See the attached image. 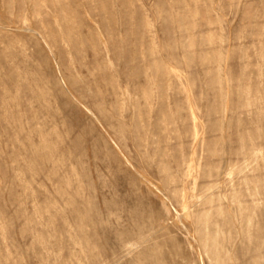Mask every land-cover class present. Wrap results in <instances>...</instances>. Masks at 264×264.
I'll use <instances>...</instances> for the list:
<instances>
[{
    "label": "rangeland",
    "instance_id": "1",
    "mask_svg": "<svg viewBox=\"0 0 264 264\" xmlns=\"http://www.w3.org/2000/svg\"><path fill=\"white\" fill-rule=\"evenodd\" d=\"M0 264H264V0H0Z\"/></svg>",
    "mask_w": 264,
    "mask_h": 264
},
{
    "label": "bare ground",
    "instance_id": "2",
    "mask_svg": "<svg viewBox=\"0 0 264 264\" xmlns=\"http://www.w3.org/2000/svg\"><path fill=\"white\" fill-rule=\"evenodd\" d=\"M257 224V222L256 221H254V220H250V222H249V228L250 229H254V227H255V225ZM256 229V228H255ZM258 231V230H257ZM261 239V238H260ZM257 242V241H256ZM256 244V243H255ZM257 261V260H256Z\"/></svg>",
    "mask_w": 264,
    "mask_h": 264
}]
</instances>
